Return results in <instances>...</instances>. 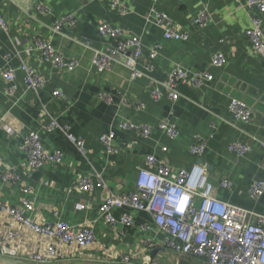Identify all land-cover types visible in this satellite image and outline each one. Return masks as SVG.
I'll return each mask as SVG.
<instances>
[{
    "label": "crops",
    "instance_id": "obj_1",
    "mask_svg": "<svg viewBox=\"0 0 264 264\" xmlns=\"http://www.w3.org/2000/svg\"><path fill=\"white\" fill-rule=\"evenodd\" d=\"M39 3L45 4L48 12L39 13L36 9ZM246 4L247 0H118L116 6H112V0H0V12L8 24L7 31H0V70L17 68L23 60L46 80L45 87L35 94L26 89L24 73L18 69L16 90L7 95L0 78V116L3 115L0 122L19 132L10 136L0 123L3 163L11 166L21 160V136L28 130L37 131L49 151L60 150L62 164L45 165L30 178L23 175L22 178L32 188L37 204L61 206L62 216L70 222H78L85 216L84 212L73 210L83 195L66 194L64 188L73 185L80 174L95 170L104 174L112 189L129 190L137 167L145 166L146 154H155L168 162L173 172L182 168L190 170L195 163H204L205 180L212 185L213 197L264 214V194L254 199L249 193L252 182L264 180V147L260 145L264 143V46L256 50L245 35L251 18L262 17L264 44V14L247 8ZM201 12L206 14L204 26L196 23ZM158 13L187 32L188 40L166 39L163 25L157 23ZM67 15L73 16L72 25L67 23L61 32L55 33L54 21ZM103 24L121 29L123 38L140 37L142 59L137 67L145 73L143 77L131 80L130 70L117 56L107 70H99L92 64L96 51L117 43L115 38L99 34L98 27ZM36 36L49 40L57 52L76 59L79 66L72 71L59 70L52 62L41 61L38 51L28 49ZM154 45H159V49L152 60V69L147 70L148 54ZM216 52L223 53L224 63L218 68H208L213 79L202 88L179 85L180 96L175 102L151 98L153 87H161L175 64L192 71L205 69ZM53 88L61 90L65 99L53 97ZM100 93L108 94L113 105L108 106ZM121 95L129 105L123 104ZM231 98L241 99L253 108L250 124L234 122L229 109ZM135 102L144 107L135 109L132 106ZM50 117L67 126L69 134L84 140L86 157L64 132L42 127ZM124 120L149 124L150 137L142 138L121 130ZM161 120L177 126V138L171 139L158 129ZM110 130L115 132L114 143L122 149L114 155H108L99 142V136ZM196 134L206 140L200 159L188 151ZM252 136L257 140L251 142L252 150L244 157H237L228 150L230 142L251 141ZM163 146L166 151L161 150ZM223 179L230 182L228 188L221 186ZM100 193V189H96L93 196L98 198ZM0 197L16 203L20 197L18 186H8L0 180ZM123 211L114 210L113 214L119 217ZM40 214L46 220H53L47 208L43 207ZM93 214L90 211L86 215ZM132 219L133 225L117 227L122 235L114 242L132 250L134 264L148 258L163 264H206L201 258L178 254L168 248L164 244V232L146 212L136 213ZM144 224H149L151 230H145ZM107 226L98 222L96 231L98 234L105 231L102 239L109 242ZM147 239L154 242L152 248L145 246Z\"/></svg>",
    "mask_w": 264,
    "mask_h": 264
},
{
    "label": "built area",
    "instance_id": "obj_2",
    "mask_svg": "<svg viewBox=\"0 0 264 264\" xmlns=\"http://www.w3.org/2000/svg\"><path fill=\"white\" fill-rule=\"evenodd\" d=\"M118 0H112L116 6ZM247 8H253L264 14V0H247ZM39 13L48 12L45 4L36 6ZM121 12L124 10L120 9ZM74 22L72 15L57 18L52 30L61 32L68 23ZM157 23L163 25V36L166 39H179L187 41L189 34L178 29L164 14L158 13ZM196 23L204 26L206 14H198ZM8 24L0 12V31H7ZM98 32L104 37L117 40L115 46L109 45L104 50L94 53L92 64L99 70L110 69L111 61L117 56L130 70V79L141 78L145 73L137 66L142 59V41L138 36L123 38L119 28L103 24ZM256 50L264 46L262 17H252L251 26L245 31ZM29 50L39 52L40 60L52 62L59 70L72 71L79 66V62L71 57H63L55 50L52 43L46 38L34 37ZM159 45H154L149 54L146 69H152V60L156 57ZM225 57L223 53L216 52L211 57L208 67L198 71L189 70L175 64L161 87L155 86L150 92L154 101L166 98L171 102L177 101L180 93L179 85H186L200 89L206 82L213 79L209 72L210 67H221ZM24 73L23 80L27 90L35 94L43 89L46 80L33 67L23 60L17 68L6 67L0 70V78L4 83L7 95L16 90V71ZM53 97L65 99L63 92L57 88L51 90ZM100 98L108 106L113 105L111 97L100 93ZM124 105V95H121ZM140 110L141 103H132ZM229 109L235 123L250 124L253 119V108L241 99L231 98ZM1 121L3 115L0 116ZM3 130L10 136L19 135L14 128L0 122ZM45 130L59 129L65 133L83 157H86L85 142L67 132V126H62L56 118L50 117ZM121 130L132 132L142 138H149L152 128L149 124L136 123L124 120L120 124ZM158 129L165 132L171 139L179 135L175 124L166 120L158 123ZM115 132L110 130L99 136V142L108 155L118 154L122 149L114 143ZM257 140L254 136L251 141L235 140L228 144V150L237 157H244L252 150L251 142ZM264 147V143L260 142ZM206 148V140L196 134L188 151L195 158L200 159ZM166 151V147H161ZM21 160L15 165H5L0 156V180L12 186L17 185L20 197L16 203L3 200L0 197V257H8L19 261L35 264H56L63 262H85L103 264H134L133 252L117 245L114 241L120 237L118 226L133 225V215L146 212L154 225L165 234L164 244L178 254L194 256L203 259L206 264H264V214L255 213L246 208L219 200L211 195L212 185L205 180L206 166L204 163H195L190 170L180 169L173 172L168 162L158 159L155 154H146L145 166L137 167L136 178L131 189L120 191L112 189L102 172L93 171L80 174L78 180L71 186L64 188L66 194L76 192L81 194L74 204V211L84 212L85 216L78 222H70L62 216V207L48 204L46 206L36 203L33 190L23 180L22 175L30 178L37 169L53 164L63 163V153L60 150L49 151L42 143L37 131L28 130L21 136ZM221 186L229 187L230 182L221 180ZM46 185L48 183L46 182ZM49 186H53L50 184ZM96 189L101 193L98 198L93 194ZM250 196L258 199L264 194V180H255L250 185ZM96 198V199H95ZM96 202V204H95ZM47 208L53 217L52 221L44 219L40 212ZM114 210H124L119 217L113 214ZM92 211L93 216L86 215ZM104 223L110 228L106 237L102 239L105 231L98 234L96 224ZM151 230L149 224L142 226ZM100 235V237H98ZM111 241V242H110ZM145 246L152 248L154 242L147 239ZM139 264H163L156 259L148 258ZM179 264V263H175Z\"/></svg>",
    "mask_w": 264,
    "mask_h": 264
},
{
    "label": "rangeland",
    "instance_id": "obj_3",
    "mask_svg": "<svg viewBox=\"0 0 264 264\" xmlns=\"http://www.w3.org/2000/svg\"><path fill=\"white\" fill-rule=\"evenodd\" d=\"M0 264H35V263L19 261V260H15V259L8 258V257H0ZM56 264H94V263L63 262V263H56Z\"/></svg>",
    "mask_w": 264,
    "mask_h": 264
}]
</instances>
